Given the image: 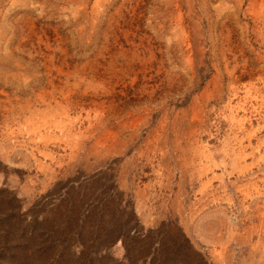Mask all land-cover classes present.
Wrapping results in <instances>:
<instances>
[{
    "label": "rangeland",
    "instance_id": "374dc122",
    "mask_svg": "<svg viewBox=\"0 0 264 264\" xmlns=\"http://www.w3.org/2000/svg\"><path fill=\"white\" fill-rule=\"evenodd\" d=\"M0 264H264V0H0Z\"/></svg>",
    "mask_w": 264,
    "mask_h": 264
},
{
    "label": "bare ground",
    "instance_id": "6f19581e",
    "mask_svg": "<svg viewBox=\"0 0 264 264\" xmlns=\"http://www.w3.org/2000/svg\"><path fill=\"white\" fill-rule=\"evenodd\" d=\"M260 93V92H259ZM121 147V146H120Z\"/></svg>",
    "mask_w": 264,
    "mask_h": 264
}]
</instances>
